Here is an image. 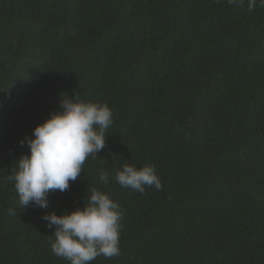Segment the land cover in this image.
Wrapping results in <instances>:
<instances>
[{
    "label": "trees",
    "instance_id": "obj_1",
    "mask_svg": "<svg viewBox=\"0 0 264 264\" xmlns=\"http://www.w3.org/2000/svg\"><path fill=\"white\" fill-rule=\"evenodd\" d=\"M76 94L111 108L105 147L48 209L21 207L20 141ZM125 163L154 165L162 190L121 187ZM93 187L123 219L121 254L91 264H264V7L0 0V264H69L42 217Z\"/></svg>",
    "mask_w": 264,
    "mask_h": 264
},
{
    "label": "clouds",
    "instance_id": "obj_2",
    "mask_svg": "<svg viewBox=\"0 0 264 264\" xmlns=\"http://www.w3.org/2000/svg\"><path fill=\"white\" fill-rule=\"evenodd\" d=\"M244 2L227 0L229 5L242 6ZM257 3L264 7V0H247L248 11H253ZM59 108L37 124L31 136L20 141L30 150L19 157L11 173L21 207L48 209L49 194L67 191L70 181L84 170L85 161L105 147L107 129L113 123V112L107 103L82 100L76 94L62 96ZM112 178L121 187L141 194L146 187H163L152 164L137 168L125 163ZM109 179V172L101 169L98 182L107 185ZM42 218L53 229L51 251L69 264H91L97 257L110 259L121 254L123 210L108 192L93 187L82 208L59 215L48 211Z\"/></svg>",
    "mask_w": 264,
    "mask_h": 264
}]
</instances>
